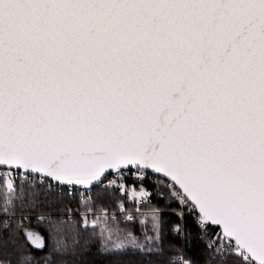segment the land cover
<instances>
[{"label":"snow or ice","instance_id":"1","mask_svg":"<svg viewBox=\"0 0 264 264\" xmlns=\"http://www.w3.org/2000/svg\"><path fill=\"white\" fill-rule=\"evenodd\" d=\"M97 187L149 207L139 234ZM154 196L202 245L168 264H264V0H0V264H88L82 231L152 264Z\"/></svg>","mask_w":264,"mask_h":264},{"label":"trees","instance_id":"2","mask_svg":"<svg viewBox=\"0 0 264 264\" xmlns=\"http://www.w3.org/2000/svg\"><path fill=\"white\" fill-rule=\"evenodd\" d=\"M133 182L126 181V184H132ZM145 187L149 190L154 191L153 185L145 184ZM101 192L100 188L97 187L94 189L93 200L94 204L93 207L103 206L106 209H135V201H133L130 197L128 192H124L123 195L115 190H110L105 194H99ZM124 200L125 204L123 206L119 205V201ZM151 202L153 206H159L164 209L162 212V217L164 220L163 231H164V252L160 256H153L151 257L152 264H168L169 260H175V258L180 255H186L196 261H201L203 259L202 256V245H198L197 242L193 241L191 245L186 244L182 241L179 237L175 236L171 233L170 227L175 217L171 214L169 210L165 207V201L161 200L157 197H151ZM17 204H19V200H17ZM65 205L69 208H72L73 211V218L79 222L80 211H85L79 203V198L72 199V200H65V201H56L55 203L46 206L48 211H51L53 215L60 216L66 215ZM79 210V211H76ZM141 211H150L149 207L144 206L141 204L140 209ZM143 214V215H142ZM148 213H138L135 215L137 221L144 218V215ZM117 222L120 224L122 228H131L137 234L140 233L141 226L136 224H128L126 221L122 219V217H117ZM31 226L37 229L42 235L45 237L48 236L47 228L44 224L40 223L36 219V214H33L31 217ZM93 237L91 244L89 245L90 251L86 254L88 264H148L147 257L142 256L139 253L133 252L129 250L126 254L119 255V256H104L100 255L97 252L98 248V233H92L89 231H82L81 232V241L87 240L89 237ZM50 242V241H49ZM41 253H37L40 255Z\"/></svg>","mask_w":264,"mask_h":264},{"label":"built area","instance_id":"3","mask_svg":"<svg viewBox=\"0 0 264 264\" xmlns=\"http://www.w3.org/2000/svg\"><path fill=\"white\" fill-rule=\"evenodd\" d=\"M127 181L134 182L131 177H128ZM145 184L153 185L154 184V181H145ZM77 198H79V197H77ZM135 206H136L135 209H127V213L128 214H132L133 216H135L138 213H148V212L150 213V211H141V210L137 211V201H135ZM94 208H98V207H94ZM107 210H109L112 213H115L116 217H122V219L125 221V215H126V213H125V211L123 209H118V210H116V209H113V210L107 209ZM83 212L85 213L86 216L91 217V215H92V213H89L86 210L83 211ZM180 255H183V254H180ZM180 255H178V256H180Z\"/></svg>","mask_w":264,"mask_h":264}]
</instances>
